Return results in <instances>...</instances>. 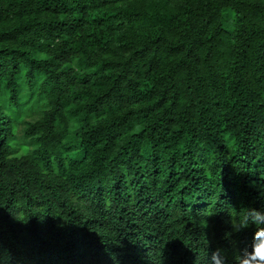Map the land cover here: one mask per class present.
<instances>
[{"label":"trees","instance_id":"1","mask_svg":"<svg viewBox=\"0 0 264 264\" xmlns=\"http://www.w3.org/2000/svg\"><path fill=\"white\" fill-rule=\"evenodd\" d=\"M264 260V0H0V264Z\"/></svg>","mask_w":264,"mask_h":264},{"label":"clouds","instance_id":"2","mask_svg":"<svg viewBox=\"0 0 264 264\" xmlns=\"http://www.w3.org/2000/svg\"><path fill=\"white\" fill-rule=\"evenodd\" d=\"M252 264H264V260L257 258Z\"/></svg>","mask_w":264,"mask_h":264}]
</instances>
